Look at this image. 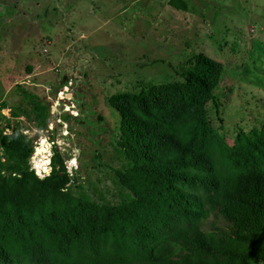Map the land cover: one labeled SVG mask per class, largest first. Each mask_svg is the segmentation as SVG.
Returning a JSON list of instances; mask_svg holds the SVG:
<instances>
[{"label":"rangeland","instance_id":"1","mask_svg":"<svg viewBox=\"0 0 264 264\" xmlns=\"http://www.w3.org/2000/svg\"><path fill=\"white\" fill-rule=\"evenodd\" d=\"M169 1L0 0V161L1 138L14 133L29 143L25 168L38 179L53 161L71 195L107 206L130 200L114 175L127 162L108 99L182 82L197 54L223 68L205 107L209 127L230 146L258 129L264 0H181L185 11ZM200 223L225 228L214 217Z\"/></svg>","mask_w":264,"mask_h":264},{"label":"trees","instance_id":"2","mask_svg":"<svg viewBox=\"0 0 264 264\" xmlns=\"http://www.w3.org/2000/svg\"><path fill=\"white\" fill-rule=\"evenodd\" d=\"M222 69L197 54L182 82L108 99L127 162L114 175L131 195L119 205L71 195L53 161L38 179L29 143L3 136L0 264H264V119L231 146L209 127ZM210 217L225 228L204 229Z\"/></svg>","mask_w":264,"mask_h":264},{"label":"bare ground","instance_id":"3","mask_svg":"<svg viewBox=\"0 0 264 264\" xmlns=\"http://www.w3.org/2000/svg\"><path fill=\"white\" fill-rule=\"evenodd\" d=\"M42 145H43V147H45V145H46V140L45 139H43L42 140ZM40 149V148H39ZM42 149H45V148H42ZM37 153H39V151L37 152ZM41 155V154H40ZM41 160V159H40Z\"/></svg>","mask_w":264,"mask_h":264}]
</instances>
